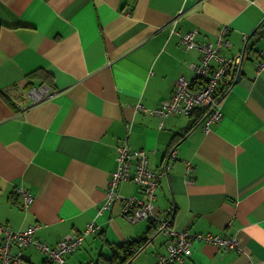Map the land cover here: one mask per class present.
<instances>
[{
	"label": "crops",
	"instance_id": "1",
	"mask_svg": "<svg viewBox=\"0 0 264 264\" xmlns=\"http://www.w3.org/2000/svg\"><path fill=\"white\" fill-rule=\"evenodd\" d=\"M225 28L223 55H245L222 119L205 131L152 115L195 77L201 54L181 36L217 46ZM124 146L163 171L154 204L175 229L238 241L196 242L187 264H264V0H0V221L35 225L51 246L95 223L68 264H109L120 244L162 236L128 263L155 264L168 240L157 223L129 222L121 201L100 212ZM118 191L143 198L132 181ZM21 251L22 264H53Z\"/></svg>",
	"mask_w": 264,
	"mask_h": 264
},
{
	"label": "built area",
	"instance_id": "2",
	"mask_svg": "<svg viewBox=\"0 0 264 264\" xmlns=\"http://www.w3.org/2000/svg\"><path fill=\"white\" fill-rule=\"evenodd\" d=\"M227 28L220 31L217 46L200 44L196 33L190 32L182 37L186 50H198L201 54L199 64L192 66L195 77L192 80L181 76L173 89L171 98L158 108L150 110L152 115L161 118L182 115L192 117L198 111L203 112L202 124L205 131L219 122L223 113L221 110L222 96L226 87L234 85L237 74L241 70V56L228 57L223 55L222 48L230 47L227 39ZM247 41V38H245ZM36 89L34 88V91ZM224 90V92H223ZM140 108L144 109L143 105ZM178 156L177 147L169 153L170 158ZM119 167L112 174L107 192V203L101 213L111 208L115 202H122V216L131 223L150 220L159 225V233L167 237V252L159 256L156 264H187L192 255L194 243H210L218 247L236 249L238 241L215 235L213 233H190L187 230H177L173 227L170 211H157L155 200L161 184L163 171L156 172L149 168L148 155L145 151H131L127 146L119 149ZM134 171L132 172V169ZM134 182L143 198L122 197L118 187L123 182ZM26 204H31L33 198L28 192L19 190ZM37 226L17 231L11 225L0 221V264H22L21 250L31 246L36 247L49 262L53 264H68L67 255L77 252L90 235L97 233L99 226L90 224L84 231L75 236H68L56 246H51L36 238Z\"/></svg>",
	"mask_w": 264,
	"mask_h": 264
},
{
	"label": "trees",
	"instance_id": "3",
	"mask_svg": "<svg viewBox=\"0 0 264 264\" xmlns=\"http://www.w3.org/2000/svg\"><path fill=\"white\" fill-rule=\"evenodd\" d=\"M260 32L258 34L261 35ZM203 115L204 114L201 111H198L197 114L194 115V121L192 122L190 129L195 128L203 120ZM146 241L147 237L142 236L139 239L120 244L117 246L114 256L106 258V261H108L109 264H128L132 258L145 246Z\"/></svg>",
	"mask_w": 264,
	"mask_h": 264
},
{
	"label": "water",
	"instance_id": "4",
	"mask_svg": "<svg viewBox=\"0 0 264 264\" xmlns=\"http://www.w3.org/2000/svg\"><path fill=\"white\" fill-rule=\"evenodd\" d=\"M250 39V37L248 38V40ZM244 55H245V50L241 56L242 60H241V66L243 64V61H244ZM241 79V70L240 72L237 74V77H236V80H235V83H238V81ZM175 218V214L172 216V219ZM157 238V235H152V236H147V241L145 243V246L144 247H148L149 245H153L155 244V239Z\"/></svg>",
	"mask_w": 264,
	"mask_h": 264
},
{
	"label": "rangeland",
	"instance_id": "5",
	"mask_svg": "<svg viewBox=\"0 0 264 264\" xmlns=\"http://www.w3.org/2000/svg\"><path fill=\"white\" fill-rule=\"evenodd\" d=\"M205 234V233H204ZM161 238H163L162 236H158V238L156 239V242H157V240H159V239H161ZM154 245V244H153ZM153 245H149V246H153ZM149 246L147 247V248H149ZM192 252H193V250H192ZM159 258V257H158ZM158 258H157V260H158ZM68 263V262H67ZM156 263H157V261H156ZM155 263V264H156Z\"/></svg>",
	"mask_w": 264,
	"mask_h": 264
}]
</instances>
